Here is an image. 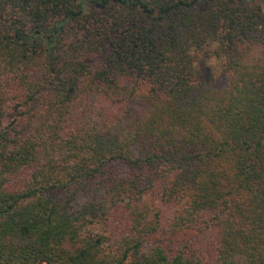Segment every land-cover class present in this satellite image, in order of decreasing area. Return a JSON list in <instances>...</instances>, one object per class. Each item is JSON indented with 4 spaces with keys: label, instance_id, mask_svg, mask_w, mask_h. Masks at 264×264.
Wrapping results in <instances>:
<instances>
[{
    "label": "trees",
    "instance_id": "16d2710c",
    "mask_svg": "<svg viewBox=\"0 0 264 264\" xmlns=\"http://www.w3.org/2000/svg\"><path fill=\"white\" fill-rule=\"evenodd\" d=\"M0 264H264V0H0Z\"/></svg>",
    "mask_w": 264,
    "mask_h": 264
},
{
    "label": "rangeland",
    "instance_id": "374dc122",
    "mask_svg": "<svg viewBox=\"0 0 264 264\" xmlns=\"http://www.w3.org/2000/svg\"><path fill=\"white\" fill-rule=\"evenodd\" d=\"M209 61H214L213 64H209ZM222 61L217 59H211V60H203L201 63H199V68L203 72H212L213 75H215L217 85L223 84L226 82V75L222 73V67H221Z\"/></svg>",
    "mask_w": 264,
    "mask_h": 264
},
{
    "label": "clouds",
    "instance_id": "9594fccd",
    "mask_svg": "<svg viewBox=\"0 0 264 264\" xmlns=\"http://www.w3.org/2000/svg\"><path fill=\"white\" fill-rule=\"evenodd\" d=\"M213 63H214V61H209V64H213ZM193 67H194V68L197 67V63H196V62L193 63Z\"/></svg>",
    "mask_w": 264,
    "mask_h": 264
}]
</instances>
